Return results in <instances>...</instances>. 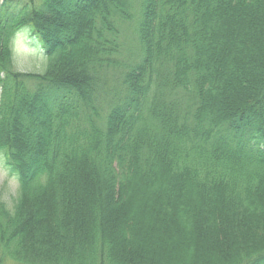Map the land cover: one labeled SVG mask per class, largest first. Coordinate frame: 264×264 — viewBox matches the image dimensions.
Listing matches in <instances>:
<instances>
[{"label": "trees", "instance_id": "1", "mask_svg": "<svg viewBox=\"0 0 264 264\" xmlns=\"http://www.w3.org/2000/svg\"><path fill=\"white\" fill-rule=\"evenodd\" d=\"M1 154L0 264H264V0H0Z\"/></svg>", "mask_w": 264, "mask_h": 264}, {"label": "rangeland", "instance_id": "2", "mask_svg": "<svg viewBox=\"0 0 264 264\" xmlns=\"http://www.w3.org/2000/svg\"><path fill=\"white\" fill-rule=\"evenodd\" d=\"M25 32V37L31 36L30 30H25L23 31V36ZM32 38V37H31ZM23 38H19L18 40L15 41L14 44V59L16 61V65L20 63H25L30 66V68L34 67L33 69L38 70L40 69V64L43 61V58H38L35 56L31 50L28 48H25L23 45ZM20 67V66H19ZM4 157L1 154L0 155V199L5 200L10 203L11 198L15 195L16 187H17V182L13 177L8 176V172L6 168L4 167ZM169 236H165L163 243H166L167 245L169 244Z\"/></svg>", "mask_w": 264, "mask_h": 264}]
</instances>
